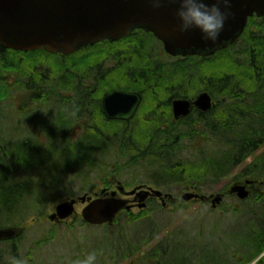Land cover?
<instances>
[{
  "label": "rangeland",
  "instance_id": "obj_1",
  "mask_svg": "<svg viewBox=\"0 0 264 264\" xmlns=\"http://www.w3.org/2000/svg\"><path fill=\"white\" fill-rule=\"evenodd\" d=\"M254 21V23L249 24L247 31L237 43L210 57L173 58L166 53L163 44L157 39L154 40V45L149 49L151 37L141 34L143 41L147 40V48H145L147 57L151 55L150 59L157 61L170 70L174 65L182 64L184 70L188 72L178 79L169 81L165 80L164 75L158 74V82L147 86L139 85L140 79L137 76L130 75L134 70L133 68H136V64H138L139 52L136 43L141 40V35L131 38L129 41L95 46L71 57V64H69L70 69L72 68L73 71L68 77L70 85L69 89L66 90L60 89L61 79H63L65 71L61 72L62 65L58 66L57 64V59L65 61L66 58H50L47 55L33 51L25 52V54L5 52V55L0 58V64L6 67L1 71L2 76L0 78V99L2 100L0 102V139L6 140L9 144L7 146V158H5L8 165L7 172L13 171L14 173L18 169L14 173L15 177L33 180L34 171L21 170L18 165L14 164L13 155H11L13 145L17 144V141L22 144L29 137L32 138V141L42 143L41 139L44 136H40L38 132L46 135V130L51 132V129H55V124L59 126L67 120L68 116H70L71 125H68L61 133L58 131L54 134L56 136L54 139L56 146H64L61 141L62 135L70 139L71 136L73 138L82 136L80 138L82 139L87 132L94 130L96 133L98 130L105 140L106 146H104L107 149L97 157L99 167L88 168L87 162L84 161L85 164H80L76 171L68 172L61 179L58 184V193L55 195L61 194V197H55L40 207L45 211L44 218L36 219L32 216L25 222V233L20 239L16 242L12 240L0 243V250L4 251L5 262L14 264L15 261L20 260L23 264H66L76 255L75 250L84 249L86 246L89 248L90 245L86 243L97 240L101 243L100 240L102 239L104 241L105 237L102 234L104 228L90 225L83 220L82 210L85 204L80 201L76 205V214L60 224L53 223L49 219V215L56 211L59 203L77 198L85 193L94 196L96 193L101 194L104 188L109 187L108 194L111 195V192L117 189V185L111 183L113 175L125 184L127 190H132L143 184L158 188L154 185L153 180L147 176L154 175L156 169L166 173L169 171L166 167L158 165L155 169L154 166H151L150 161L144 160L142 164L139 163V166L137 165L134 168L123 171L121 167L119 172L117 170L127 158L124 156L126 154H124L123 148L128 151V156L138 158V151L144 147L149 150L151 144L155 143L156 137L162 138L161 141L163 142V137L169 140L174 136L175 141H177L176 146L181 145L183 142L180 140L181 135L174 133L168 136L164 134L165 130L170 126L173 127V125L176 130L191 129L194 123L191 122L188 125L172 123V113L174 114V112L169 101L172 96H190V94L194 95L202 90H207L216 99L221 100L224 93L229 92L230 89L240 88L238 89L240 91H232L235 93V99L230 100L224 107L219 106L214 109V115L212 116L214 121L210 124H216L219 127L221 126L220 121L225 123L226 109L248 110L251 96L248 92L242 91L237 82L245 81L244 88L249 89L252 80L259 77L257 76L259 75L257 67L264 66V53L263 56L261 55V41L264 42V19ZM252 33L254 34L252 35ZM5 50L9 49L5 48ZM254 53L255 57L260 53L261 59L255 61V58H253ZM218 56L225 58L228 63L221 67L219 63H216L219 60ZM73 62H77V64ZM134 65L135 67H133ZM81 67L84 70L79 74L76 71ZM191 72L194 73L191 74ZM85 77L87 79H84ZM79 80H83L82 83L90 90L96 86L93 91L96 95H92L93 92H91L86 98V104H80L81 100L79 104L73 106V103L75 104L74 98L82 97V95H77ZM227 85L228 88L226 89ZM140 86H143L144 90L137 89ZM121 87H131L140 90L144 94L138 116L131 125H125L120 132L122 134V131L126 130L129 136L126 141H130L129 144H132L129 146L125 145V138L121 134L114 137L117 127L113 123H109L100 108L103 95L110 90ZM82 99L85 102L83 97ZM61 114H66L67 117L60 116ZM33 123L36 124V127L31 126ZM51 123L54 126L46 127V124ZM212 128L214 129L215 126L207 129L205 133H209ZM149 131L151 132L148 133ZM202 132H199L194 146L204 147L208 143L209 137L203 135ZM114 138H116L115 141L119 140V142L114 143ZM205 151L203 149V152ZM263 153L264 143L243 162L237 165L234 164V166L231 165L233 160L229 156L220 154L222 161L225 162V173H216L215 171L198 172L197 176L204 175L206 178L204 184L198 183L196 185L204 187L201 191L191 183H182L174 184L168 192L173 193L174 196H180L187 191L205 194L228 192L233 184H243L246 179L260 180L262 177H243L242 171ZM152 154H155V152H152ZM204 155L199 151L193 153V155L186 153V162L189 164L196 162L190 166L191 170L187 174L197 170H210L207 167L200 169L196 167L197 164L201 163L200 160L204 158ZM206 155L210 156L209 153ZM141 158L138 162L142 161ZM177 159L180 160V157ZM145 161L148 162V168ZM2 165L4 166L3 163ZM7 165L5 164V166ZM121 171L122 176L120 175ZM147 178L149 182H145ZM35 180L36 178L31 185L33 188H38V182L35 183ZM52 181L53 178L51 177L47 176L45 178L47 184ZM159 189L167 192L165 188ZM253 195H256L257 198L262 196L260 199L263 200L264 185ZM117 196L123 197L120 191H118ZM242 201L246 200H241L235 195H227L222 204L215 209L212 207V202L199 199L169 201L166 210L162 212L160 210L162 207L160 200L153 199L146 209L153 219L161 225L162 230L157 238L145 248L148 251L163 240L162 247L165 248L167 253L165 260L161 261L162 264H222L223 262L237 264L230 253L233 252V248L237 249L238 242L236 238H244L246 231L243 228L246 229L245 224L252 217V206ZM234 207H237L239 212H234ZM131 211L138 214L142 210L134 207ZM126 217L125 214H121V221L125 220ZM136 228L137 237L146 240V237L149 236L146 235V231H149L148 223L145 220L138 222ZM247 228L250 229V227ZM237 230L244 233L237 235ZM98 252L102 253L103 251ZM261 259L264 261V252L249 264H257ZM100 260L107 262V255L100 254L96 264H100ZM154 261V259H149L148 262L154 264ZM5 262L3 261L4 264H6ZM120 264L148 263L140 255H136Z\"/></svg>",
  "mask_w": 264,
  "mask_h": 264
},
{
  "label": "trees",
  "instance_id": "obj_2",
  "mask_svg": "<svg viewBox=\"0 0 264 264\" xmlns=\"http://www.w3.org/2000/svg\"><path fill=\"white\" fill-rule=\"evenodd\" d=\"M254 20L257 19L255 17L250 18L249 22H251L252 24V22H255ZM141 34H144L143 36L149 35L151 37V44H148L149 49H151L156 38L153 34H147V32L144 31L135 32L134 34L125 37L120 41H129L131 38L138 37ZM253 34L254 33H252V35ZM143 36L141 37V40L136 43V47L138 48L139 52L137 60L138 64H136V68H133V72L130 73L131 76H137L140 79L139 85L141 84L147 86L154 84L155 82H158L157 78L159 77V75H164L165 80L169 81L171 79H178L181 75L188 73L186 70H184L182 64L178 63L174 65L170 70L166 69V67L162 66L157 61L150 59L151 55L147 57V55H145L147 40L143 41ZM112 44L113 43L104 42L97 44L96 46ZM261 44V55L263 56L264 42L261 41ZM93 47L90 46L84 48L74 54L67 56L54 55L46 51L33 52L42 53L43 55H47L50 58H66L65 61L57 59L58 66L62 65L61 72L65 71V73H63V79H61L60 89L66 90L69 89L70 85L68 77L73 71L72 68L70 69V58L75 56L77 53H80L87 49H91ZM5 52H10L13 54H25V52L15 50H5V48L0 44V58L1 56L5 55ZM255 53L253 57L255 58V61L261 59L262 56H260V53L256 57ZM129 57L132 58L131 56ZM217 58L219 60L218 62L216 61V63H219L221 67L225 66V63H228V61L225 58H222V56H218ZM75 63L77 64V62ZM83 67L77 69L76 72L80 74L85 68ZM133 67H135V65ZM4 68L6 67L0 64V78L2 76L1 71L4 70ZM257 69L259 71V75L257 76L259 77H255L252 80L249 89L244 88L246 84L245 81L237 82V84H239L238 86L242 88V91L248 92L251 96L250 102L248 103L249 109L241 111L229 110L225 120L224 128H212L209 133H205L207 129L199 130L194 126L191 129L184 130H176L174 129V125L173 127L170 126L165 130L164 134L168 136L173 135L174 133H176V135H181L182 138L180 140L183 141L181 145L176 146L177 141H175L174 136H172V138H170L169 140L168 138L163 137V142L161 141L162 138L156 137L155 143L151 144L149 150L147 147H144L143 149H140V151H138V158L128 156V151L123 148L124 154H126L124 156L127 158L117 171L119 172V170H121V167L123 168V171L134 168L139 163L142 164L144 160H148L151 162L150 164L151 166H154V168H157L158 165H161L162 167H166L167 169H169V171L165 173L155 168L156 173L154 175L147 176L149 179L151 178L153 180L156 187L165 188L166 191H170L174 184L191 183L193 184V186L198 188L199 191H201L204 187L202 188V186L196 185H198V183L201 185L204 184L206 178L204 175L197 176L198 172L215 171L216 173H225V162L222 161L221 157L219 156L220 154H226L227 156H229L230 159L233 160L231 161L232 166H234V164L237 165L243 162L249 155L258 150L261 144L264 143V66H259L257 67ZM193 73L194 72H191V74ZM84 79H87V77H85ZM83 80L78 81V83L80 82L79 86L77 87V90H79V92H92L95 90L96 86H94L93 88H91L92 90H90L84 85V83H82ZM121 88L133 89L131 87ZM225 88L227 89L228 85ZM225 88L221 89L226 90ZM235 88L230 89L229 92H232L234 90L240 91L238 90L240 88ZM137 89L144 90L143 86H140ZM92 94L96 95V93ZM82 97L74 98L75 104L73 103V106L79 104V102L77 103V100H82L80 104H86V98L83 97L85 100L84 102ZM232 99L235 98L232 97ZM0 102H2L1 99ZM213 115L214 111H212V115L209 117L210 122L214 121V118H212ZM60 116H64L65 118L67 117L66 114H61ZM60 125L63 126L62 129H60L59 126V132L61 133V130L64 131L63 129H65L68 125H71L70 116H68L67 120L65 122H62ZM116 127L117 131L114 133V137L120 135L121 130L124 128L123 126ZM200 131H203V135L209 137V139L207 140L208 143L205 144L204 147L194 146V142L197 141L196 139ZM57 132L58 131L52 129L51 132L46 130V137H44L43 142L40 144L39 142L32 141V138L29 137L26 138L27 140L24 143L21 144L17 141V144H14L12 147L11 155H13L12 158L14 159V164L18 165L19 169L21 170L34 171L33 180L36 178L34 182H38V188L32 187L31 184L33 183V180L18 179L17 177H15L14 173L18 169L14 173L13 171L10 173L9 171L7 172L6 168H8V165L5 158H7V146L9 144L6 140L0 139V227L9 225L25 226V222L28 221V219L32 216H34V218L36 219L44 218L45 211L40 207L44 206L45 203L49 202L55 197H61V194L55 196L57 195L59 190L58 184L61 179L68 174V172L76 171L79 165L85 164V162H87L86 165L88 168L94 169L99 167L97 157L102 155V152L107 151V149L105 147V140L102 138V135L98 130L96 131V133L94 132V130H92L91 132H87V134L84 136V139L82 138L76 141H72V139H70L69 137L62 135L61 140L64 146L61 147H58L54 144V139L56 137L54 134ZM150 132L151 131H149L148 133ZM126 134V130L122 131L121 135L125 138V145H132L129 144L130 141H126L127 137L129 138L128 134ZM115 140L116 138H114V143H116L117 141L119 142V140ZM203 149H205L206 151L203 152ZM135 150L137 149L135 148ZM198 151L199 153H203L205 155L204 158L200 160L201 163L197 164L196 167L199 169L207 167L210 170H197L193 171L190 174H187V172L191 170L190 166L195 164L196 162L189 164L188 162H186L187 158L185 157V155L186 153H190V155H193V153H198ZM152 152H155V154H152ZM207 153H209L210 156H207ZM140 157H142V161L138 162ZM178 157H180V160L177 159ZM145 162L148 168V162ZM2 163L4 164V166L2 165ZM5 164L7 166H5ZM121 173L122 171L120 172V175ZM242 174L243 177L250 176L263 178L264 153L261 154L255 161H253V163L248 165L242 171ZM116 175H118V173ZM47 176L53 178V181L50 184L45 183V178ZM148 178L145 182H149ZM252 195L246 201H242L252 206V217L249 218L248 223L245 224L246 229L243 228V230L246 231L245 236L243 239L236 238V241L238 242V244L236 245L237 249L233 248V252L230 253L237 264H249L264 252V196L263 200H261L260 198L262 196H258L259 198H257L256 195ZM160 210L163 212L166 209L161 207ZM234 212H239V209L237 207H234ZM121 214H125L127 216L125 220L121 221ZM144 220L148 223L149 226V231H146V235L148 234L149 236L146 237V240H143V238H139L136 235V224L138 222H143ZM98 227L104 228L102 234L103 237H105V240H100L101 243H99V240L92 241L91 243H86L87 245H90L89 248L86 246L84 247V249L79 248L78 250H75L76 255L71 258V261L66 262V264H74L77 259L84 258L88 253L92 251H95L97 253V258L100 254L107 255L108 261L102 262L100 260V264H120L123 261H126L127 259L136 255H140L141 258L146 260L148 264H151L148 262L149 259H154V264H162L161 261L165 260L167 251L162 247V244H164L163 240L159 241V243L156 244L155 247L148 251L145 248L149 244H151L154 239L157 238L162 230L161 225L153 219L152 215L149 214V211L147 209L142 210L138 214H134L132 211L123 210L118 215L113 224H105ZM247 227H250V229ZM240 233L244 232H240V230H237V235H239ZM18 239L13 241L16 242ZM14 246L16 245L14 244ZM98 251L103 252L100 253ZM3 254L4 251L0 250V264H4L3 261L5 262V257ZM109 260L112 262H110ZM5 263L7 264V262ZM222 264L227 263L223 262ZM257 264H264L263 259L258 261Z\"/></svg>",
  "mask_w": 264,
  "mask_h": 264
},
{
  "label": "water",
  "instance_id": "obj_3",
  "mask_svg": "<svg viewBox=\"0 0 264 264\" xmlns=\"http://www.w3.org/2000/svg\"><path fill=\"white\" fill-rule=\"evenodd\" d=\"M176 5L167 0L161 7H153L150 0H0V43L4 48L33 51L44 50L53 54L69 55L82 48L104 41L120 40L136 30L153 33L162 41L166 52L177 55H212L238 41L252 16L264 17V0H232V15L216 44L202 40L198 29L189 32L178 30L175 16ZM138 91L125 89L108 93L103 99V108L110 119L133 117L141 103ZM208 111L212 108V98L207 91L195 100L180 98L175 100L176 118L186 116L192 105ZM254 181L232 185L229 192L247 199V188ZM118 191L125 195H135L132 201L118 197ZM103 189L102 193H106ZM149 196L173 199L159 189L144 185L127 191L121 181L111 195L92 197L88 194L72 198L57 205L49 219L59 224L76 213L78 200L85 203L82 217L91 225L111 224L123 210H130L133 202L140 208L147 206ZM212 199V206L222 203L221 193L210 196L196 192H185L180 200ZM25 231L21 225L0 227V241L20 237Z\"/></svg>",
  "mask_w": 264,
  "mask_h": 264
},
{
  "label": "clouds",
  "instance_id": "obj_4",
  "mask_svg": "<svg viewBox=\"0 0 264 264\" xmlns=\"http://www.w3.org/2000/svg\"><path fill=\"white\" fill-rule=\"evenodd\" d=\"M153 7L159 8L167 0H150ZM176 5L175 16L178 20V30L189 32L198 29L201 38L206 43L216 44L221 33L232 15V0H172ZM97 253L92 251L84 258L77 259L74 264H96ZM14 264H23L17 260Z\"/></svg>",
  "mask_w": 264,
  "mask_h": 264
},
{
  "label": "flooded vegetation",
  "instance_id": "obj_5",
  "mask_svg": "<svg viewBox=\"0 0 264 264\" xmlns=\"http://www.w3.org/2000/svg\"><path fill=\"white\" fill-rule=\"evenodd\" d=\"M249 24H251V23H249ZM177 57H182V58H186V59H188V58H190V56H184V55H177L176 56V58ZM120 89H123V88H116V89H113V90H110V91H108V92H106L104 95H103V97H102V99H101V102H100V108H101V110H102V113L106 116V118H107V120L109 121V123H113L114 125H116V126H125V125H131V123L135 120V118L138 116V114H139V108H138V110L136 111V113H135V115L133 116V117H131L130 119H128V120H125V119H110V118H108L107 117V115H106V113H105V110H104V108H103V99H104V97L108 94V93H110V92H112V91H115V90H120ZM126 90H128V89H126ZM129 91H137V90H134V89H131V90H129ZM204 91H207V90H202V91H200V92H198L197 94H194V95H192V94H190V96L189 95H187V96H172L171 98H170V103L172 104V110H173V112H174V107H173V104H174V102H175V100H177V99H180V98H186V99H190V100H195L196 98H197V96L200 94V93H202V92H204ZM93 92V91H92ZM141 95H142V100H141V103H140V105L142 104V102H143V100H144V94H142L140 91H138ZM208 92V91H207ZM94 93V92H93ZM209 94H210V96H211V98H212V103H213V106H212V108L211 109H209L208 111H205V110H203V109H201V108H199V107H197L196 105H192L193 107L191 108V111L186 115V116H184V117H181V118H176L175 117V115L172 113V120H173V124H176V123H183V124H190L191 122H193L194 123V127L195 128H197V129H201V130H203V129H209L210 127H212V126H215V128H224L225 127V123H223V121H220L221 122V126L219 127V125H216V124H213V125H211L210 123V119H209V117L212 115V111H214V109L217 107H219V106H223L224 107V105H226L230 100H233L232 99V97H234L235 96V93L234 92H228V93H224V95H223V97H222V99L221 100H218V99H216L215 97H214V95L213 94H211L210 92H208ZM91 94V91H84V92H79V91H77V95L78 96H80V95H83V97H85V98H87L89 95ZM93 95V94H92ZM79 102V100H77V103ZM140 107V106H139ZM99 108V109H100ZM229 110H231V111H237L236 109H226L225 110V117H226V114H228V111ZM30 112H32V111H30ZM232 113H234V112H232ZM74 116H76V115H74ZM36 124L35 123H33V124H31V126H34V127H36L35 126ZM40 125V124H39ZM48 126H54V124L53 123H51V124H46V127H48ZM60 126V129H62L63 128V126L62 125H59ZM59 126L58 125H56L55 124V129H52V130H56V131H60V129H59ZM58 127V128H57ZM73 128V127H72ZM74 129V128H73ZM151 129H152V126H151ZM37 130V129H36ZM64 130V129H63ZM62 131V130H61ZM39 133V135L40 136H44V137H46V135H43V133H41V132H38ZM74 135V134H73ZM82 136H80V137H75V138H73L72 136H71V139H72V141H76V140H78V139H80ZM84 139V138H83ZM42 141L44 140V138L43 139H41ZM62 141V140H61ZM263 179H264V177L262 178V179H260L259 180V182H260V185H263V183H262V181H263ZM113 184H115L116 185V180H114V182H113ZM260 185H258V183H254L253 185H250L248 188H249V190L251 191V192H254V191H258V189H259V187L261 188V186ZM131 199L134 197V196H129ZM151 199H155V197H152V196H150L149 198H148V200H149V202L151 201ZM136 205L137 204H135L134 205V207H136Z\"/></svg>",
  "mask_w": 264,
  "mask_h": 264
}]
</instances>
